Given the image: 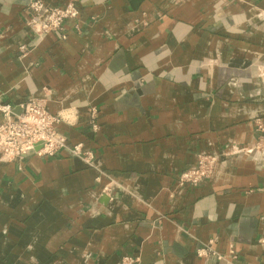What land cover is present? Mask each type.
I'll return each instance as SVG.
<instances>
[{
	"label": "crops",
	"instance_id": "crops-1",
	"mask_svg": "<svg viewBox=\"0 0 264 264\" xmlns=\"http://www.w3.org/2000/svg\"><path fill=\"white\" fill-rule=\"evenodd\" d=\"M32 1L0 0V101L73 114L95 160L0 159V264H264V0H42L65 39Z\"/></svg>",
	"mask_w": 264,
	"mask_h": 264
},
{
	"label": "built area",
	"instance_id": "built-area-1",
	"mask_svg": "<svg viewBox=\"0 0 264 264\" xmlns=\"http://www.w3.org/2000/svg\"><path fill=\"white\" fill-rule=\"evenodd\" d=\"M31 18L28 26L38 35L50 32H60L65 39L64 25L68 20H78L79 10L73 3L62 7L47 6L42 0H33L29 6ZM23 53L28 51L26 45H21ZM20 112L14 105L0 101V159L3 161L20 162L26 156L36 153L39 156H56L61 152L83 159L92 164L94 154L86 150L82 143H70L68 137L58 129L61 123L71 124L73 114L58 112L52 113L41 99L30 98L20 105ZM93 113V112H92ZM92 126L97 129L93 121ZM216 166V157L210 154H200L197 164L184 170L179 176V184L197 186L213 177ZM103 192L113 199L110 185L103 188ZM199 255L205 256L211 251L207 245L200 248ZM217 254L222 260L226 256ZM230 256L236 257L235 251L230 250Z\"/></svg>",
	"mask_w": 264,
	"mask_h": 264
}]
</instances>
